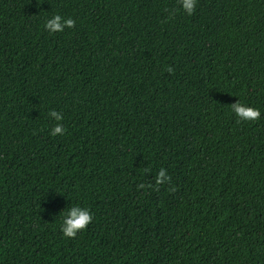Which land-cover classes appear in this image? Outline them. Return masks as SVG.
Wrapping results in <instances>:
<instances>
[{"label": "trees", "instance_id": "trees-1", "mask_svg": "<svg viewBox=\"0 0 264 264\" xmlns=\"http://www.w3.org/2000/svg\"><path fill=\"white\" fill-rule=\"evenodd\" d=\"M0 264H264V0H0Z\"/></svg>", "mask_w": 264, "mask_h": 264}, {"label": "clouds", "instance_id": "clouds-1", "mask_svg": "<svg viewBox=\"0 0 264 264\" xmlns=\"http://www.w3.org/2000/svg\"><path fill=\"white\" fill-rule=\"evenodd\" d=\"M181 9L188 15H191L195 5L196 0H178ZM74 25V20L71 18L64 19L60 15H54L48 19L44 27L46 30L51 32H60L63 31L65 27L71 28ZM171 71V68L167 69ZM232 112L240 120L250 121L255 120L260 116V109L247 106L240 102H236L231 106ZM55 121H61L62 116L59 112L55 110H50L48 113ZM65 129L60 123H57L50 132V135H63ZM169 177L166 175L164 169H160L157 174V183H160L161 180L167 181ZM139 187L143 188L144 185L141 184ZM93 217L88 208L80 207L79 205H73L69 207L65 212H63L62 223L60 225V230L65 237L74 238L77 235V232L83 231L86 226L92 221Z\"/></svg>", "mask_w": 264, "mask_h": 264}]
</instances>
